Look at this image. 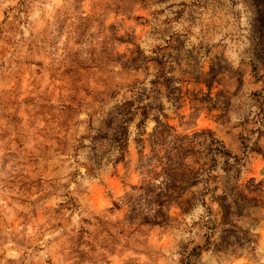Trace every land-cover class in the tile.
<instances>
[{"label": "rangeland", "instance_id": "1", "mask_svg": "<svg viewBox=\"0 0 264 264\" xmlns=\"http://www.w3.org/2000/svg\"><path fill=\"white\" fill-rule=\"evenodd\" d=\"M261 104L264 0H0V264H260Z\"/></svg>", "mask_w": 264, "mask_h": 264}, {"label": "clouds", "instance_id": "2", "mask_svg": "<svg viewBox=\"0 0 264 264\" xmlns=\"http://www.w3.org/2000/svg\"><path fill=\"white\" fill-rule=\"evenodd\" d=\"M54 2H56V0H54ZM157 7H166V5H157ZM153 107H155V105H153ZM164 107L166 108V106H164ZM253 107H254V105H249V115H248L249 119L255 118L254 112H253ZM261 107L264 108V104H261ZM239 122L243 123L244 121L241 120ZM260 131H264V128H261ZM256 135L259 139L255 143H250L251 137L248 134H245L243 136V138H242L243 139V145H244V147L242 148L243 155L233 154L231 157L226 158V167L234 169L235 167H237V165L234 164L233 161L239 160L242 163L247 158L248 154L254 153L255 151L261 149L262 145H261L260 141H264V136H260L259 132H257ZM204 156H205V158H207V153H205ZM149 163H151V160H149ZM169 163H170L171 169H175V168L182 166L184 163V160L181 157H172L170 159ZM200 186L201 185L199 183V179H197V182L195 185L192 183H189L188 185H186L184 187L183 191L181 192V194H183V192L191 191L193 189V187H200ZM207 190L211 191V189H207ZM216 194L218 195L219 193H216ZM173 199H178V197H173ZM195 199L200 200L201 195L197 194L195 196ZM240 243L241 244L243 243L242 239L240 240ZM180 247H182V246H180ZM176 250H177V248L175 246H173V251H176ZM260 264H264V260H262L260 262Z\"/></svg>", "mask_w": 264, "mask_h": 264}]
</instances>
